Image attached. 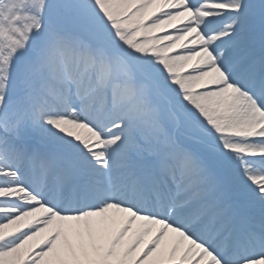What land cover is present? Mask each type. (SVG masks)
<instances>
[{
    "label": "snow or ice",
    "instance_id": "6c2138e0",
    "mask_svg": "<svg viewBox=\"0 0 264 264\" xmlns=\"http://www.w3.org/2000/svg\"><path fill=\"white\" fill-rule=\"evenodd\" d=\"M0 264H264V0H0Z\"/></svg>",
    "mask_w": 264,
    "mask_h": 264
},
{
    "label": "bare ground",
    "instance_id": "6f19581e",
    "mask_svg": "<svg viewBox=\"0 0 264 264\" xmlns=\"http://www.w3.org/2000/svg\"><path fill=\"white\" fill-rule=\"evenodd\" d=\"M169 30L172 31V29H170V28H169ZM156 34H157V35H161L162 32H161V31H157ZM181 43H182V42H181ZM176 51H180V49H179V48H177V49H173V52H176Z\"/></svg>",
    "mask_w": 264,
    "mask_h": 264
},
{
    "label": "rangeland",
    "instance_id": "374dc122",
    "mask_svg": "<svg viewBox=\"0 0 264 264\" xmlns=\"http://www.w3.org/2000/svg\"><path fill=\"white\" fill-rule=\"evenodd\" d=\"M168 31H170L169 29H167ZM163 34V33H162Z\"/></svg>",
    "mask_w": 264,
    "mask_h": 264
}]
</instances>
